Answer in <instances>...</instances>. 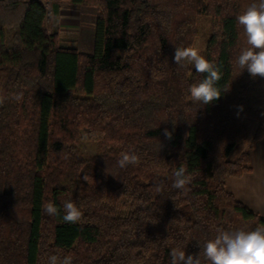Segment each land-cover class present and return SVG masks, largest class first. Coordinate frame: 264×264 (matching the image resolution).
I'll return each mask as SVG.
<instances>
[{
  "label": "trees",
  "instance_id": "1",
  "mask_svg": "<svg viewBox=\"0 0 264 264\" xmlns=\"http://www.w3.org/2000/svg\"><path fill=\"white\" fill-rule=\"evenodd\" d=\"M49 1L0 0V264H46L49 254L170 264L172 248L197 255L217 228L264 224L227 187L252 170L264 135V78L235 64L247 46L236 17L253 0H56L55 15L60 2L96 10L92 52L59 43ZM200 15L211 22L206 58L222 73L209 105L188 93L203 74L174 62L175 47H194ZM247 119L258 122L250 149L230 160ZM124 152L140 162L121 169ZM180 166L184 190L172 187ZM65 200L79 222L63 221ZM48 202L59 215L45 213Z\"/></svg>",
  "mask_w": 264,
  "mask_h": 264
},
{
  "label": "clouds",
  "instance_id": "2",
  "mask_svg": "<svg viewBox=\"0 0 264 264\" xmlns=\"http://www.w3.org/2000/svg\"><path fill=\"white\" fill-rule=\"evenodd\" d=\"M236 22L243 29L247 46L235 57V64L241 72L246 69L253 78H264V0H253L237 15ZM174 62L180 67L192 65L198 74H203V79L188 86V93L193 102L209 105L221 98L222 91L217 85L222 73L214 61L201 55L196 48L175 47ZM228 90L225 89L223 92ZM22 98V93L14 96L17 102ZM4 99L0 96V104ZM239 107L242 111L243 106ZM164 135L168 139L172 137V133L167 129L164 130ZM139 162L140 158L136 153L124 152L117 164L124 169ZM186 172L184 166L174 171L173 188L184 190L191 182ZM157 191H160L159 186ZM43 209L49 216L60 214V209L53 202L45 204ZM63 213L65 223H77L82 217L80 208L72 200L63 201ZM170 257V264H203V261H207L208 264H264V224L257 225L253 230L228 231L217 228L215 236L204 242L199 254L186 255L184 249L172 248ZM46 264H72V256L49 254Z\"/></svg>",
  "mask_w": 264,
  "mask_h": 264
},
{
  "label": "rangeland",
  "instance_id": "3",
  "mask_svg": "<svg viewBox=\"0 0 264 264\" xmlns=\"http://www.w3.org/2000/svg\"><path fill=\"white\" fill-rule=\"evenodd\" d=\"M56 0H50L47 4L49 15L47 27L51 32L58 31L60 35L59 43L62 45H75L84 52H92L96 20V10L85 5H73L70 2H60L59 14L55 15L51 8ZM198 36L195 39L194 47L200 54L206 57L207 42L211 34L210 18L200 15L197 18ZM194 68V66H192ZM258 122L253 119L245 120L246 134L230 153L229 159L235 160L244 151L250 149V143L256 133ZM83 151L90 154L96 153L98 147L96 143L83 141ZM253 150V149H252Z\"/></svg>",
  "mask_w": 264,
  "mask_h": 264
},
{
  "label": "crops",
  "instance_id": "4",
  "mask_svg": "<svg viewBox=\"0 0 264 264\" xmlns=\"http://www.w3.org/2000/svg\"><path fill=\"white\" fill-rule=\"evenodd\" d=\"M252 170L227 180L229 191L250 209L264 215V135L251 152Z\"/></svg>",
  "mask_w": 264,
  "mask_h": 264
},
{
  "label": "built area",
  "instance_id": "5",
  "mask_svg": "<svg viewBox=\"0 0 264 264\" xmlns=\"http://www.w3.org/2000/svg\"><path fill=\"white\" fill-rule=\"evenodd\" d=\"M38 1H40V2H47L48 0H38Z\"/></svg>",
  "mask_w": 264,
  "mask_h": 264
}]
</instances>
